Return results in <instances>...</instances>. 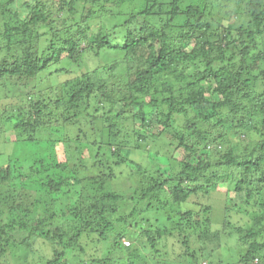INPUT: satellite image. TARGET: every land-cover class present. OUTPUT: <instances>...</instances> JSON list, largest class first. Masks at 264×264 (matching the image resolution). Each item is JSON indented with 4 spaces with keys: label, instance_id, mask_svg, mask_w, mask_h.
<instances>
[{
    "label": "trees",
    "instance_id": "trees-1",
    "mask_svg": "<svg viewBox=\"0 0 264 264\" xmlns=\"http://www.w3.org/2000/svg\"><path fill=\"white\" fill-rule=\"evenodd\" d=\"M63 1L70 8L55 18L46 12L54 0H0L1 14L10 18L0 40V134L14 135L0 141L9 149L0 151V264L17 251L9 239L15 226L5 224L4 216L35 211L48 213L34 234L40 251L26 240L20 245L41 264H71L76 251L91 260L83 245L107 236L115 224L106 216L120 212L126 216L119 222L137 215L139 223L148 222L145 236L152 246L178 236L186 264H224L215 260L228 237L238 252L235 264H264V90L262 100L251 95L262 78L251 69L264 72V42L253 54L264 36V0ZM218 6L222 19L216 25ZM41 26L49 30L43 39ZM88 60L94 66L86 72ZM70 67L82 75L64 81L61 72ZM47 72L60 77L58 84ZM38 80L37 96L15 91L19 82L27 89ZM118 104L136 111L133 119L142 130L133 134L141 143L151 137L159 144L173 134L175 151L162 148L168 174L131 160L123 117L114 113ZM155 123L162 131L148 133ZM48 127L54 128L50 137L44 133ZM242 134L257 140L229 146L231 135ZM222 143L224 150L217 148ZM135 177L137 188L128 184ZM225 183L244 197L240 206L230 199L233 211L251 215L258 209L250 226H235L225 217L219 222L221 210L213 206L191 207L194 197L214 198ZM135 199L148 204L131 206ZM119 239L117 248L135 256ZM47 247L51 251L45 253Z\"/></svg>",
    "mask_w": 264,
    "mask_h": 264
},
{
    "label": "rangeland",
    "instance_id": "rangeland-1",
    "mask_svg": "<svg viewBox=\"0 0 264 264\" xmlns=\"http://www.w3.org/2000/svg\"><path fill=\"white\" fill-rule=\"evenodd\" d=\"M54 1H55L56 5L51 10L46 11L48 14L53 15L55 18L56 17L58 18V17H61L62 15H64L65 13H67V10L70 8L69 5H66V3L63 0H54ZM210 1L214 2L216 0H214V1L210 0ZM140 2L144 3L143 0H140V1L135 0L134 4L139 5ZM15 5H13V7ZM62 6L65 8L64 10H60V7H62ZM213 9L215 11L213 10L214 12H213L212 18L215 20L214 23L216 25H218L217 22H220L222 19V16L219 13L220 6L214 7ZM239 14H242V12L240 11ZM233 19L236 20L237 18L235 16H233ZM9 22H10L9 16L8 15L7 16L2 15L0 12V40L1 41L4 40L3 32H2L3 28ZM92 26H93V28L96 27L94 25H92ZM218 28H219V32L223 31L221 26ZM37 32L41 33L40 39H43V36L45 35V33L49 32V30L47 27L41 26L40 28H37ZM235 33L238 34L237 32H235ZM263 42H264V36L259 38V40L257 41V43H258L257 45L259 46L260 49H258L257 51L254 50L253 54L261 52ZM38 50L42 51L41 47L40 48L38 47ZM84 64L86 65V67L84 68L86 72H89L87 70L88 65H89L90 70H92V66H94L91 61L89 63V60L84 61ZM75 69H79V68L74 67V70H73V68L70 67V69H68V72H70V73H68L66 71L61 72L62 79L65 81L67 79L73 78V76L74 77L81 76L82 75L81 70L79 71V70H75ZM251 73H253V76H258L259 74H261L262 78H260L258 80V81H260L259 83H257V84L254 83V85H253V88H254L253 93L254 94L252 93L251 95L254 96L255 98L262 100L263 97H259V96H260V92H263V90H264V72L260 71L259 68L253 67L251 69ZM44 76H47V78H49L51 80V82L55 83L54 85L58 84L57 82L59 81L60 77L56 73L50 74L49 72H47L44 74ZM38 81H39V83L34 82L35 85H32V83L30 82L29 83L30 87L27 89H25L26 87L23 86L24 85L23 83H22V85H20V82H19L15 87V91L21 95H24V94L26 95L27 93H29V94H32V97H33V95L37 96V93L39 92V89H41V86H42V81H40V80H38ZM16 82L17 81H15V83ZM49 86H50V84H49ZM49 86L43 85V87H46V88ZM32 100H34V99H32ZM32 100L28 99L29 103ZM144 100L149 101L150 98L147 97ZM29 103L24 104L25 107H27V105ZM123 111L125 113H123ZM128 112H130V113H128ZM114 113L115 114L120 113L123 117V119L121 120L122 121L121 127L123 129L122 136L124 137L125 142H127L125 145L127 147L126 151L128 149L127 152L129 153L128 155L131 157V160L133 162L140 163L141 165H143L144 168L147 167L148 169H159L162 171V173L166 172V174H168L169 173V162L167 161V159L164 158L165 156L162 153V151H163L162 148L174 145V139H173L174 136H172L173 134L162 136L161 142L159 141L160 145L155 143L151 137H148V139H145L146 142L141 143L133 134L134 129H141L142 130L141 121L137 120V122H136V120L133 119V113L135 114L136 111L133 110V112H132V110H128L127 108H123V104H118L117 109L114 111ZM225 114H228V112H225ZM174 125H175V128H178V125H180L179 116H177V119L175 120ZM225 127L230 129L231 124L227 123L225 125ZM46 129L47 130L44 131V133L47 135V137L52 136L54 128L48 127ZM143 130H146V129L143 128ZM160 131H162V126L155 123L151 127V129L148 130L147 132L148 133L153 132L155 134H158ZM109 132L110 131L107 130V132L105 134L104 133L101 134V136L99 138V144H102V142L106 140L107 136L109 135ZM2 137H5L8 141L14 139V135L10 134V133L8 134L9 139L7 138L6 134H5V136L3 134H0V141H1ZM132 137H133V139H132ZM230 139H231V143H229V142L228 143H229V146L232 145V147H234L236 144H240V145H246L247 144L248 145L250 140L251 141L257 140L256 135H254V134L251 137L249 135L247 136L245 134H242L241 136L231 135ZM90 143H93V141L91 140ZM5 145H6V143L1 144V142H0V151H5V153H6V151H9V149H7L5 147ZM58 146H59L58 152L60 154H62L63 145H58ZM138 146H140V147H138ZM224 147L225 146L222 143V146L218 145L217 148L220 150H224ZM86 148H88V147H84L83 150H85ZM174 148L175 147H173L171 149L175 151ZM177 150H178V148H177ZM87 151H89V150H87ZM182 154H183V150H178V156L181 157V159H182ZM83 158H84V156H83ZM133 179H136V180L135 181L128 180V184L130 186L133 185L136 188L139 187L140 184L137 183L139 180L138 177H135ZM230 199H233V202H232L233 204L240 206L244 197L235 195L233 193V188H230V185H228V183H225L220 188V192H217L214 194V198H210V199L206 200L205 198H203L202 194L194 197L192 199V204L194 205V207L193 206H191V207L195 210H198V207L196 204L198 202L200 204H203V205L206 204L209 206H213V207H216V208L221 210L218 212L217 216L214 215L215 217H219L218 218L219 222L222 221V217H225V219L228 222H230L231 224H233L235 226H244V227L250 226V224L253 222V217L255 215V212H258V209L252 210L250 212L251 215L246 214L244 212V210L233 211ZM49 201H51V200H49ZM63 202L66 203V199H64ZM147 204H148L147 201H144L142 203L138 199H135L134 202H132L130 205L131 206L133 205L134 207L138 206V207L145 208L147 206ZM62 207L63 206L61 205V208ZM43 209L46 211V209L44 207H43ZM41 214H42L41 212L39 213L38 211H35L34 215L33 214H30V215L27 214V216H23V214H20V212H17L16 214H13V215L7 214L4 216L5 224H8L9 226L10 225L15 226V227H13L14 230H11L9 232V239L15 240V244L12 245L11 248L17 249V251L14 252V253H16V256L8 254L5 257V259H3L4 264H22V263L23 264H30V263L41 264L39 262L40 259L38 258V256H34L35 253H33V255L30 254V257H29V253L24 254L23 250L21 249V247H23V246L20 245L22 240H26V243H29L31 245L33 244L32 245L33 251H35L36 253H39L40 250H36L38 248V246L36 245V241L40 240V239H35L36 237L34 236V234L39 233V231L37 230V226H39V223L41 222L40 220H42V219L45 220V218L47 216L46 214H48V213L46 212L44 215H41ZM219 214H221V217L219 216ZM125 216H126V214H124L123 212L116 214L115 217H112L111 215L106 216L107 223L115 224L112 227L113 230L107 231V236H102L100 238H98L96 236L93 239L90 238L87 240L88 243L83 245L85 247L86 253L88 255H90V257H92V259L94 258L93 259V260H95L94 262L92 259H91L92 261L87 259L83 253L76 251L78 254H70L69 260L71 261V264H84L83 261L87 262L88 264H125V262H128L129 264H186V259H184L185 256L182 257L183 251H182V247L179 244V241L177 239L178 236L176 238H172V237L163 238L162 241H159V242L157 241L158 243L156 242L155 245L152 246L148 243L147 238L145 236V231L150 227L148 222H147V224L142 222V221H141V223H139L140 217H138V215L134 219L128 218L127 219L128 222L117 221L119 218L125 217ZM149 217H151V216H149ZM136 222L139 223L138 226H136ZM46 223H48V222H46ZM235 226H231V227L235 230V228H236ZM216 227H218L217 224H214L212 226V233H216V232H213V231H215ZM64 229L65 228H63V230ZM61 233H63V232H61ZM119 233H122L121 236H123V239H121V240L118 238ZM16 238H17V240H16ZM228 238H225L224 241L221 242L222 246H223V250H222V252H220V254H217L215 261L218 262V260H219L218 257H220V259L224 260V264H235L238 262L239 256L235 260L234 254H238V252L234 251L235 245L233 242H231L230 238L229 239ZM118 239L120 240L119 242H121V244H124V242H127V241L130 242V246L124 245V248L127 247V248L132 249L131 252L137 251L135 256H133L130 253V251L123 250V248H121V249L117 248L116 243L118 242ZM261 241L264 242V237ZM199 246H202V244L200 243ZM180 249H181V252H180ZM44 250H46V251H44L45 253L51 251L48 247L45 248ZM179 253H181V254L179 255ZM73 255H77V256H75V259L71 258ZM209 261L211 262L212 259H208V262Z\"/></svg>",
    "mask_w": 264,
    "mask_h": 264
},
{
    "label": "clouds",
    "instance_id": "clouds-1",
    "mask_svg": "<svg viewBox=\"0 0 264 264\" xmlns=\"http://www.w3.org/2000/svg\"><path fill=\"white\" fill-rule=\"evenodd\" d=\"M124 245H125V246H130V242H128V241H127V242H124L123 246H124ZM126 248H127V247H126Z\"/></svg>",
    "mask_w": 264,
    "mask_h": 264
}]
</instances>
